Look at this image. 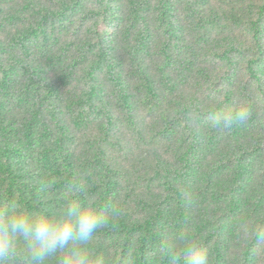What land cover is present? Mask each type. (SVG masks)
Returning a JSON list of instances; mask_svg holds the SVG:
<instances>
[{
    "label": "trees",
    "instance_id": "obj_1",
    "mask_svg": "<svg viewBox=\"0 0 264 264\" xmlns=\"http://www.w3.org/2000/svg\"><path fill=\"white\" fill-rule=\"evenodd\" d=\"M71 197L112 264H264V0H0V207Z\"/></svg>",
    "mask_w": 264,
    "mask_h": 264
},
{
    "label": "clouds",
    "instance_id": "obj_2",
    "mask_svg": "<svg viewBox=\"0 0 264 264\" xmlns=\"http://www.w3.org/2000/svg\"><path fill=\"white\" fill-rule=\"evenodd\" d=\"M250 117L247 109L210 114L213 128L231 130ZM116 212V209H108ZM105 208L71 197L58 211L32 214L19 206L0 207V264H12L23 253L26 264H112L89 247L94 236L109 227ZM170 264H210L209 252L189 233L178 234L164 249Z\"/></svg>",
    "mask_w": 264,
    "mask_h": 264
}]
</instances>
